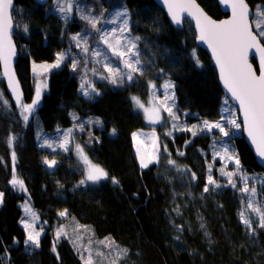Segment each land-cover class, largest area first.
Masks as SVG:
<instances>
[{
    "label": "trees",
    "instance_id": "1",
    "mask_svg": "<svg viewBox=\"0 0 264 264\" xmlns=\"http://www.w3.org/2000/svg\"><path fill=\"white\" fill-rule=\"evenodd\" d=\"M79 1L93 5L98 16L114 9L128 10L131 35L141 38L138 47L144 75L136 74L134 81H125V85L92 76L93 62L85 66V58L78 54L80 49L71 37L76 33L90 34L91 47L98 35L80 19L79 12L75 10L65 23L62 15L53 11L56 5L52 0L13 1V68L24 103H31L36 94L33 62L52 61L57 53L69 49L71 55L61 67L45 72L47 88L27 125L19 116L6 81L0 79V91L11 104L10 109L0 108V191L4 193L0 206V264H84L81 257L86 256V246L76 245L72 234L62 237L56 242L55 252L52 250L58 226L71 228L79 224L90 226L84 232L92 234L99 247V241L111 238L119 248L127 249V256L119 264H264V229L257 228L254 236L248 232L240 220L244 207L241 182L236 181L238 187L232 188L220 171H235V162L227 169L220 166L222 161L217 156L213 158L214 151H220L226 143L244 173L264 179V169L243 136L242 124L241 129H233L230 137L221 141L216 129L195 137L188 131L170 137L165 135L162 123L157 127L161 139L159 163L141 168L136 154L132 134L150 127L132 96L147 102L149 81L161 85L173 79L177 109L181 114H194L188 117L192 121H215L223 114L228 98L209 54L196 43L194 25L186 20L183 29L173 27L154 0ZM198 1L213 17L226 16L217 0ZM248 2L254 16L256 7L264 6V0ZM101 25L102 22L98 27ZM75 53L80 64L73 70ZM253 62L257 64L255 59ZM85 80L98 83L101 92L93 99L80 92ZM73 116L83 121L84 131L76 132L87 155L109 174V179L99 184H79L85 170L71 147L53 151L38 144V134H59L62 129L75 128ZM236 117L239 122V114ZM112 129L116 130L113 135ZM11 135L17 139L10 147L7 138ZM12 151L16 154V173L27 192L9 183L13 176ZM45 159L57 163L49 168ZM168 159L175 160L176 166L169 165ZM210 164L215 173H209ZM177 167L188 171L178 172ZM192 172L196 180H190ZM209 174L223 186H210V191L204 192ZM111 177L119 184L114 185ZM248 183L255 184L257 200L264 201L259 187L262 184L256 179ZM27 200L43 222L45 232L39 248L24 244L27 233L20 222L24 216L21 204ZM64 210L67 216L60 217L58 213Z\"/></svg>",
    "mask_w": 264,
    "mask_h": 264
},
{
    "label": "snow or ice",
    "instance_id": "2",
    "mask_svg": "<svg viewBox=\"0 0 264 264\" xmlns=\"http://www.w3.org/2000/svg\"><path fill=\"white\" fill-rule=\"evenodd\" d=\"M42 2V0H41ZM56 8L53 11L61 14L65 23H67L70 14L73 11V0H55ZM168 13L171 16V20L176 25L183 23L185 17L184 13H187L188 17H191L196 22V28L199 32L198 39L207 43L208 47L212 50V55L215 58V62L219 67L220 79L223 81L224 87L227 92L230 93L231 99L238 103L239 111L243 116V128L247 132L248 137L251 139L253 145H255L256 152L259 157L264 158V45H261L259 38H264V6H257L255 10V27L260 29L259 32L254 33L252 30V23L250 22V10L245 0H223L224 3H230L232 9V16L229 20L220 21L217 23L211 18L207 17L195 4V0H164ZM13 9V0H0V64L3 66V76L7 78L8 88L11 91L12 97L19 110V116L22 118L25 125L28 124L30 117L33 115L36 107L39 104L41 97V86L38 84L36 87L35 98L31 103H24L22 100L23 93L20 89L19 81L16 79L15 71L12 67L13 57L16 55V47L12 41V28L13 17L11 10ZM79 10V9H78ZM128 10L116 11L114 13L111 23H117L120 21L118 27H114L111 31L102 30L98 27V24L103 19V13L100 16H93L90 13L84 14L81 11L80 19L87 21L91 29L99 37V42L106 46L107 51L112 56L116 57L123 64V70L119 67H113L110 63L104 62L102 68L106 74H102L101 78L107 80L113 85L122 84L125 81L133 82L135 75H144V69L140 58V49L138 42L140 37H132L131 29L129 27ZM25 31L27 28L25 27ZM71 40L75 42V47L81 49V51L92 57L96 58V62L100 63V58L103 56L107 61V56H104L99 50H93L89 47L88 34L81 35L76 33L71 37ZM254 49L259 54V74L257 70L253 68V65L249 63V51ZM194 54V53H193ZM71 55V50L67 52H60L56 54V60L53 64L36 65L33 62V72L37 73V69L44 72L52 68H59L61 63ZM199 63V60L196 61ZM80 62L72 57L71 67L76 70L79 67ZM87 66V62H85ZM93 73L97 72V69L93 67L91 69ZM162 72V70H161ZM88 87L84 84L81 85L83 94L86 97H91L96 93V89L92 86L91 82H87ZM46 86V85H45ZM149 86L152 89H156L155 83L149 81ZM161 87L164 89V99L159 101V104L153 103L151 107H145L144 103L138 97L133 96L132 100L135 102L138 109H142L145 119L151 124H162L165 122V117L161 115V112L167 113V119L172 122V129L191 132L195 137L201 133H211L213 129L219 131L220 140L223 141L224 137H230L233 129H241V123L235 115V109L224 107L223 114L219 120L208 121L203 120L200 124H193L190 127H180V117L174 111L175 107V95L174 85L170 81H165ZM169 90H173L172 95H169ZM155 96V93H153ZM171 101V106H169ZM225 105H228V99L224 101ZM0 108L5 110L11 108V104L8 99L4 97L2 91H0ZM185 115H188L187 113ZM73 119L77 117L73 116ZM100 123L99 120L96 121ZM225 124L229 127L226 129ZM83 130V124L80 125ZM115 133V129L112 130ZM72 130L69 129L64 133L65 139L58 146L68 150L67 145L71 142ZM167 136L172 135V131L165 133ZM146 137L150 141L149 144L145 142L141 137ZM133 141L136 145V154L139 159L141 168H148L150 164L159 163V137L155 130L151 133H133ZM16 136L11 135L7 138V143L11 147ZM215 141V138H214ZM44 144L51 147V143L48 140L44 141ZM164 150L167 151V146H164ZM77 155L83 162L85 171L84 179L79 182L80 185H85L88 182L92 184H99L101 181L109 179V174L99 165L93 164L85 154L84 149L77 144ZM223 153V155H221ZM183 155V152L179 153ZM220 156L221 159L227 158L228 160H234L236 169L235 171H225L221 168L222 175L227 177V182L232 188H237L235 177L239 176L242 182V187H239V191L243 194L245 211L240 213V220L248 230V232L254 236L256 229H264V201L257 200V187L253 184L249 186V179H256L260 184L264 185V179L250 178L246 173H243L238 157H234L230 152L228 145L223 144L220 151H214V156ZM15 151H12V172L13 176L10 180V184L13 188L18 189L21 192H27L24 185V181L18 179L15 170ZM55 160L45 159V164L49 168H53L56 165ZM167 163L172 166H176V161L168 159ZM211 165H209V173H211ZM178 172L188 171L186 168L177 167ZM196 173L192 172L190 180H196ZM111 181L114 185H118L119 181L115 177H111ZM210 186L220 188L223 185L217 183L211 174L208 175L207 183L204 186L203 191L209 192ZM4 193L0 192V204L3 203ZM24 209L27 217L30 219H21L25 231L27 232V238L24 244L30 248L40 247V237L44 231L43 227L36 230L35 221L39 219L38 215L32 211L28 201H25ZM179 214V210L176 209ZM60 217L67 216V210L60 211L58 213ZM255 218V219H254ZM256 227H253V224ZM182 227V226H181ZM89 231L83 226L77 225V230ZM67 230L64 226H58L55 231V239L53 241L52 250L55 252V245L62 237L67 236ZM82 239V237H80ZM179 240V237H177ZM107 249L108 252L96 251L95 256L97 258H107L112 253H115L116 259L110 260L109 264H119V261L127 256L128 250L121 249L110 238H105L98 242ZM89 247L87 248L88 256L85 259L84 264H94L93 252H92V240L88 241ZM77 251L80 248L77 247ZM84 259L83 255L81 257Z\"/></svg>",
    "mask_w": 264,
    "mask_h": 264
},
{
    "label": "rangeland",
    "instance_id": "3",
    "mask_svg": "<svg viewBox=\"0 0 264 264\" xmlns=\"http://www.w3.org/2000/svg\"><path fill=\"white\" fill-rule=\"evenodd\" d=\"M52 2L56 5V2H55V0H52ZM53 5V4H52ZM79 9V10H78ZM75 10L77 11V12H79V14L81 15V11L84 13V14H91V15H93V16H98L97 14H96V11H95V9H94V7H93V5H91V4H83L82 2H80L79 0H73V11H72V13L70 14V16H69V18L73 15V13L75 12ZM122 10H124V9H114V10H112L108 15L106 14V15H103V19H102V25L100 26V28L102 29V30H106V31H111V29L112 28H114V27H118V25H119V23H120V21H117V23H111L110 21L113 19V16H114V13L116 12V11H122ZM128 19H129V26H130V16L128 15ZM255 20H256V16H254L253 17V19H252V22H253V25H254V28H255ZM100 22V23H101ZM100 23L98 24V26L100 25ZM257 29V28H256ZM258 31H260V29H258ZM75 35V34H74ZM81 35H84L83 33H81ZM132 36V35H131ZM88 37H89V39H90V37H91V35L90 34H88ZM133 37V36H132ZM90 49H93V50H99V51H101L102 53H104V56H107V61H105L104 60V57L102 56L101 58H100V63H97L96 62V58H94V57H92L90 54H88V55H86V54H84L82 51H81V49L79 50V55H81V56H83L85 59H84V61L85 62H87V63H90L89 61H91V62H93V65H92V68L93 67H95L96 69H97V72L96 73H93V72H91L90 74L92 75V76H98L100 79H102L101 78V76H102V74H106V72H104V70H103V68H102V65H103V63L104 62H108V63H110L113 67H119V68H121L122 70H123V64H122V62H120L116 57H114V56H112L111 55V53L109 52V51H107V49H106V46L105 45H103L102 43H100L99 42V37H98V40H97V42H95L91 47H90ZM65 52H67V51H65ZM74 57L76 58V59H78V57H77V55H76V53H75V55H74ZM67 59V58H66ZM55 60L56 59H54V60H52V61H43V62H35V64L36 65H42V64H53V63H55ZM65 62V61H64ZM64 62H62L61 63V66L63 65V63ZM60 66V67H61ZM54 69H56V68H52V69H49L48 71H46V72H50L51 70H54ZM3 66H2V70H0V79H1V81H6V83H7V78L6 77H4L3 76ZM37 73H39V74H36V87H37V85L39 84L40 86H41V95H42V93L46 90V88H47V75L45 74V72L44 71H42V70H40V69H37ZM102 80H104V79H102ZM88 81H90L91 82V84H92V86L96 89V93H94V94H92L91 95V97L90 98H95L97 95H99L100 94V90L97 88L98 86H97V82L96 81H91V80H85L84 81V85H85V87H88V85H87V82ZM167 81H170L174 86H175V81L173 80V79H171V78H168L167 79ZM153 83H155V85L157 86L156 87V89H152L151 87H150V98H149V100L147 101V102H143V100L139 97V96H137V95H133V96H135V97H138L140 100H141V102L142 103H144V105H145V107H151L152 105H153V103H155V104H159V101H162L163 99H164V89L161 87V85H163V84H159V83H157V81H152ZM7 85H8V83H7ZM46 85V86H45ZM123 85H125V83L123 84ZM11 92V91H10ZM80 92H81V94L83 95V96H85L84 94H83V91H82V89L80 88ZM172 92H173V90H169V95H172ZM153 93H155V96L153 95ZM12 95V94H11ZM174 95H175V107H174V111H176V113H177V115L180 117V121H179V124H180V127L181 128H183V127H190L191 125H193V124H200L201 122H198V121H192V120H190L188 117L189 116H194V114H192V113H189V112H185L184 114H181L180 112H179V110L177 109V94H176V90H175V87H174ZM132 96V97H133ZM5 97V96H4ZM86 97V96H85ZM86 98H89V97H86ZM7 99V98H6ZM134 102V101H133ZM135 103V102H134ZM171 101H169V106H171ZM135 106H136V104H135ZM227 107H229V108H233V109H235V115L237 114V116H238V110H237V108H236V106H234L230 101H228V105H226ZM225 106V107H226ZM137 108V107H136ZM138 109V108H137ZM138 110H140L141 112H142V114L144 115V113H143V110L142 109H138ZM188 114V115H185V114ZM33 115H34V113H33ZM32 115V116H33ZM72 115H77V113H75V112H73L72 113ZM161 115L163 116V117H165V122H164V124H165V126H166V129H165V132L167 133L168 131H172V135L170 136V137H174L175 136V134H177V133H179V132H182V130H174V129H172V122L170 121V120H168L167 119V113L166 112H161ZM144 118H145V116H144ZM208 121H210V122H212L211 120H208ZM216 121V120H215ZM74 122H75V128H72L71 130H72V132H71V137H70V140H71V142L67 145V147H68V149L71 147L72 149H73V152H74V154H75V156H76V159H77V161L80 163V165H82L83 167H84V165H83V162L80 160V158L78 157V155H77V151H76V145L77 144H79L83 149H84V152H85V154L87 155V152L85 151V148H84V146L82 145V143H81V141H80V139H78L77 138V132H76V129H78L80 132H83L84 131V129L83 130H81V128H80V125L83 123V121L81 120V119H79V118H77V119H74ZM145 122H146V124L150 127V128H147V129H140V130H137L135 133H140V132H143V133H151L152 131H153V129L155 130V132L157 133V135H158V137H159V146H160V141H161V139H160V134H159V131H158V129H157V127L158 126H161V124L159 125V124H151L147 119H145ZM240 122V121H239ZM67 130H69V128H67V129H62V130H60V131H58L59 132V134L58 133H55V134H46V133H44V134H38L39 136H38V139H37V141H38V144L40 145V146H42V147H45V148H48V149H51V150H53V151H57V150H59V149H62V150H64V148H61V147H59L58 145L59 144H61L63 141H64V139H65V136H64V133L67 131ZM113 130V129H112ZM115 133H116V130H115ZM115 133H113V131H111V134L113 135V134H115ZM141 139H144L145 140V142L147 143V144H149V147H150V141L146 138V137H141ZM45 140H48L50 143H51V147H48L47 145H45L44 144V141ZM160 154L161 153H159V157H160ZM221 155H223V153H221ZM88 156V155H87ZM235 157V156H234ZM217 158L218 159H220L221 161H222V164L220 165V166H225V168H229V166H232L233 164H234V160H228L227 158H224V159H221V157L220 156H217ZM90 160V159H89ZM56 161V160H55ZM57 162V161H56ZM91 162L93 163V161L91 160ZM93 164H95V163H93ZM97 165V164H96ZM212 167H211V173H215V169H213V165L212 164H210ZM100 166V165H99ZM223 166V167H224ZM101 167V166H100ZM103 168V167H102ZM217 168H219V167H217ZM85 169V168H84ZM104 169V168H103ZM228 170H230V171H232L231 169H228ZM244 173V172H243ZM16 175H17V177H18V179H21L20 178V176L16 173ZM251 178H255V177H257V176H255V175H249ZM236 181H240V179H239V176H237L236 177ZM241 182V181H240ZM89 183V182H88ZM91 183V182H90ZM250 185V184H249ZM252 186V184L250 185V187ZM240 187H242V182L240 183ZM260 187V192H261V194L263 195L262 197L264 198V185H261V186H259ZM18 190V189H17ZM1 192V191H0ZM257 195H258V190H257ZM28 201V200H27ZM29 202V201H28ZM246 203V200H244L243 199V206H244V204ZM24 204H25V202H23L22 204H21V206H22V208H23V210H24V216H23V219H30V217H27L26 216V213H25V209H24ZM29 204H30V207H31V209H32V211H34L37 215H38V217H39V219L38 220H36L35 221V223H36V230H39L40 229V227H43L42 226V224H43V222H42V220H41V218H40V216H39V213H38V211L32 206V204H31V202H29ZM2 204H0V206H1ZM243 211H245V209H244V207H243ZM255 219V218H254ZM79 224V223H78ZM80 226H83V227H85V228H87V229H89L90 230V226L89 225H86V224H79ZM23 226V225H22ZM66 230H67V233L68 234H72L73 235V237L75 238V243H76V245H78L79 247H83V246H86V249H85V253H86V256H85V258H84V260L85 259H87V256H88V252H87V248L89 247V245H88V241H89V239H91L92 240V252H93V259H94V264H97V262L99 261V262H101V264H109V261L110 260H115L116 259V256H115V253H112L110 256H112V255H114V258H110V259H108V257L105 259V258H97L96 256H95V252L96 251H104V252H108V250L107 249H104L103 248V246L101 245V247H99L98 245H97V242H96V240L93 238V235L92 234H89V233H85L82 229H80V230H77V226L76 225H71V228L69 227V228H66ZM44 232L45 231H43V233L41 234V237L43 236V234H44ZM75 232V233H74ZM27 233V232H26ZM40 237V238H41ZM80 237H82V239H80ZM111 239V238H110ZM104 240V239H103ZM112 241H114L113 239H111ZM115 242V241H114ZM115 244H116V242H115Z\"/></svg>",
    "mask_w": 264,
    "mask_h": 264
},
{
    "label": "water",
    "instance_id": "4",
    "mask_svg": "<svg viewBox=\"0 0 264 264\" xmlns=\"http://www.w3.org/2000/svg\"><path fill=\"white\" fill-rule=\"evenodd\" d=\"M14 1V0H13ZM38 3H44V2H47L49 0H36ZM218 3H219V6L222 10V12L224 14H226L225 17L223 18H220V19H217L215 17H213L211 14L208 13V11L202 6V4L198 1V0H195V4L198 5L199 9L209 18H211L212 20L216 21L217 23H219L220 21H224V20H229L231 19V16H232V9H231V4L230 3H224L223 0H217ZM154 2L165 12L170 24L177 28V29H183L184 28V23L186 20H189L193 25H194V29H195V32H196V43L199 47H201L202 49H204L205 51H207V53L209 54L210 58H211V61H212V64L214 65V67L216 68L217 70V74H218V78H219V81H220V84L222 86V89H223V92L224 94L227 96V98L229 99V101L234 105L236 106L237 110H238V114H239V120L242 124V129H243V136L247 142V144L249 145V147L251 148L258 164L264 169V158H261L258 156L257 152H256V149H255V145L252 144L251 142V139L248 137L247 135V132L244 130L243 128V116H242V113H240L239 111V105L237 102H235L234 100L231 99V95L230 93L227 92V89L224 87V84H223V81L220 79V71H219V67L217 66L216 62H215V58L213 57L212 55V50L211 48L208 47L207 43L203 42V41H200L197 37L199 35V32L196 28V22L194 19H192L191 17H188L187 13H184V21L182 24L180 25H176L175 23L172 22L171 20V16L169 15L168 13V9H167V6L164 2V0H154ZM245 2L248 4L249 6V10H250V22L252 23V30L254 33H256L255 29H254V26H253V22H252V19H253V16H254V10L252 8V6L250 5V3L248 2V0H245ZM11 15H12V10H11ZM13 17V16H12ZM14 19H13V28H12V32H13V29H14ZM260 39V43L261 45H264V42L262 41L261 38ZM12 41H13V35H12ZM16 57V55H15ZM15 57H13V61H12V67L14 66V61H15ZM248 59H249V63H251L253 65V68L257 70V75L259 74V54L255 52L254 49L250 50L249 51V56H248ZM253 59L256 60V63L255 64L253 62ZM14 69V68H13ZM16 76V75H15ZM17 79V78H16ZM18 80V79H17Z\"/></svg>",
    "mask_w": 264,
    "mask_h": 264
},
{
    "label": "bare ground",
    "instance_id": "5",
    "mask_svg": "<svg viewBox=\"0 0 264 264\" xmlns=\"http://www.w3.org/2000/svg\"><path fill=\"white\" fill-rule=\"evenodd\" d=\"M16 75V74H15ZM16 78H17V76H16ZM88 158L91 160V158L88 156ZM84 168V167H83ZM85 170V169H84Z\"/></svg>",
    "mask_w": 264,
    "mask_h": 264
}]
</instances>
